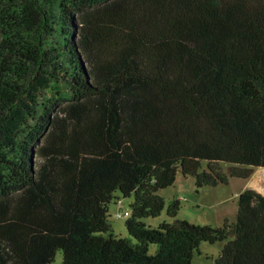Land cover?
I'll use <instances>...</instances> for the list:
<instances>
[{
    "label": "trees",
    "instance_id": "16d2710c",
    "mask_svg": "<svg viewBox=\"0 0 264 264\" xmlns=\"http://www.w3.org/2000/svg\"><path fill=\"white\" fill-rule=\"evenodd\" d=\"M260 167L264 0H0V264H191L217 241L213 264H264L255 190L235 223L144 222L178 171L201 188Z\"/></svg>",
    "mask_w": 264,
    "mask_h": 264
},
{
    "label": "rangeland",
    "instance_id": "374dc122",
    "mask_svg": "<svg viewBox=\"0 0 264 264\" xmlns=\"http://www.w3.org/2000/svg\"><path fill=\"white\" fill-rule=\"evenodd\" d=\"M47 94L57 98L61 95H68V91L64 85L55 83L52 85L51 90L47 91ZM255 171L257 173L264 171V167L256 168ZM255 171L251 178L256 175ZM225 173L227 174L228 172L225 171ZM251 178L244 180L230 177L225 184L206 185L197 188L192 177H185L178 171L173 185L158 192L165 202V207L161 214L157 217L145 218L144 222L152 224L151 226L154 227L162 222H172L176 219L213 227H221L225 221L230 224L235 223L237 215L236 195L244 189L243 187ZM254 190L264 195L263 192L256 188ZM116 194L119 196V200L117 202L116 200L113 201L109 206V222L118 236L128 237L124 227V221L127 217L117 218L115 217V213L117 210L121 213L129 211V204L132 199L122 197L119 192ZM175 201H179V209L176 216L171 218L167 214V209ZM225 242H202L198 247V251H195L191 264H213L214 258L220 254ZM154 250L155 246L151 245L149 252L153 253ZM61 261L62 253L61 251H57L52 264H61Z\"/></svg>",
    "mask_w": 264,
    "mask_h": 264
},
{
    "label": "crops",
    "instance_id": "0c3cea01",
    "mask_svg": "<svg viewBox=\"0 0 264 264\" xmlns=\"http://www.w3.org/2000/svg\"><path fill=\"white\" fill-rule=\"evenodd\" d=\"M256 174V175H255ZM255 176L254 177H250L251 179L248 180L247 184L243 187L244 189H252L254 190V188H256L257 190L261 191L264 193V184L262 185L260 182H255L257 178H260L262 176V174H264V171H259L258 173L255 171ZM242 189V190H244ZM241 190V191H242ZM147 225H152L146 222Z\"/></svg>",
    "mask_w": 264,
    "mask_h": 264
},
{
    "label": "built area",
    "instance_id": "2783aa9c",
    "mask_svg": "<svg viewBox=\"0 0 264 264\" xmlns=\"http://www.w3.org/2000/svg\"><path fill=\"white\" fill-rule=\"evenodd\" d=\"M130 215V211H125L124 213H121L119 210L115 213V217H128Z\"/></svg>",
    "mask_w": 264,
    "mask_h": 264
}]
</instances>
